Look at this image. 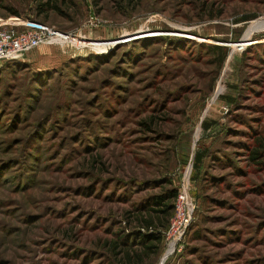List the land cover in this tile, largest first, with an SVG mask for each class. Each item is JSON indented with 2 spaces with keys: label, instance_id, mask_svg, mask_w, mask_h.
<instances>
[{
  "label": "rangeland",
  "instance_id": "obj_1",
  "mask_svg": "<svg viewBox=\"0 0 264 264\" xmlns=\"http://www.w3.org/2000/svg\"><path fill=\"white\" fill-rule=\"evenodd\" d=\"M39 2L0 0V30L71 39L0 61V264H264V0ZM182 186L181 242L144 255Z\"/></svg>",
  "mask_w": 264,
  "mask_h": 264
},
{
  "label": "built area",
  "instance_id": "obj_2",
  "mask_svg": "<svg viewBox=\"0 0 264 264\" xmlns=\"http://www.w3.org/2000/svg\"><path fill=\"white\" fill-rule=\"evenodd\" d=\"M2 25L0 24V27ZM9 27L0 30V61L11 60L18 54L51 39L62 38L67 40L68 38L65 34L35 22L19 21ZM18 27H23L24 30L17 31L16 28ZM195 208V201L189 194V188L186 186L178 188L168 226L163 232L165 246L170 247L172 245L175 247L179 245L185 230L193 219Z\"/></svg>",
  "mask_w": 264,
  "mask_h": 264
},
{
  "label": "trees",
  "instance_id": "obj_3",
  "mask_svg": "<svg viewBox=\"0 0 264 264\" xmlns=\"http://www.w3.org/2000/svg\"><path fill=\"white\" fill-rule=\"evenodd\" d=\"M58 0H40L37 5V12L42 13L49 10L60 12V8L57 6ZM63 1V0H60ZM13 15H16L14 12ZM30 22V21H29ZM260 153H253L252 160L257 159ZM202 157V153H198L195 157V161H199ZM177 195V189L174 187L164 188L161 192L154 194L150 198V204L147 205L146 211L143 215L138 216L139 232L138 242L142 247L144 255L152 253L157 247L163 244V232L167 228L169 218L173 211V203ZM111 251L115 257H117L124 264H134L135 261L140 263L141 260L137 251L123 250L117 247L114 242L111 246Z\"/></svg>",
  "mask_w": 264,
  "mask_h": 264
},
{
  "label": "bare ground",
  "instance_id": "obj_4",
  "mask_svg": "<svg viewBox=\"0 0 264 264\" xmlns=\"http://www.w3.org/2000/svg\"><path fill=\"white\" fill-rule=\"evenodd\" d=\"M17 22H19V21H17ZM68 39V38H67ZM69 40H71L70 38H69ZM172 246V245H171Z\"/></svg>",
  "mask_w": 264,
  "mask_h": 264
}]
</instances>
